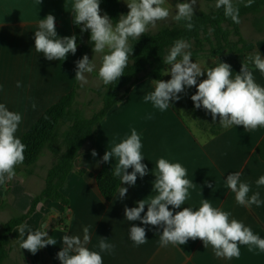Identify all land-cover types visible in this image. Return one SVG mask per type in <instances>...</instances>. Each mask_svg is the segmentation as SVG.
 <instances>
[{
  "label": "crops",
  "instance_id": "crops-1",
  "mask_svg": "<svg viewBox=\"0 0 264 264\" xmlns=\"http://www.w3.org/2000/svg\"><path fill=\"white\" fill-rule=\"evenodd\" d=\"M181 2L184 0H166L164 6L169 11L176 10V5ZM203 2L206 1L197 0L194 9ZM73 3L74 0H0V103L22 115L16 133L20 139L45 110L73 89L76 82L77 98L81 92L89 98L102 86L95 73L85 74L87 83L75 80L76 61L82 58L80 49L77 48L74 55L70 53L61 61H49L34 49V32L38 21L48 14L56 18L59 37L72 36ZM121 7L123 10V5ZM254 33L256 37L247 39L242 31L245 39L253 40L255 54L259 51L264 57V37ZM202 60L204 64L197 63ZM202 60L192 62L203 70L220 62L230 64L233 78L240 72L242 64L246 63L243 54H222ZM170 67L166 66L161 80L171 79L170 74L166 75ZM249 67L256 83L264 87V75L254 65L249 64ZM206 78L205 72L204 76L197 78V82ZM152 81L146 79L136 84L128 96L107 113L97 128L95 145H86L75 160L74 170L61 188L69 201V208L66 209L60 203L42 202L26 222L32 231L40 230L41 225L47 224L48 236L56 240V245L41 248L33 255L20 248L16 228L12 233L14 246L5 264H61L57 253L63 247L62 237L78 235L82 238L84 227L89 228L91 240L87 247L90 250L99 251L101 238H106L108 243L115 246L110 253H101L103 264H264V252L254 246L249 251V246L239 245L240 256L230 260L216 257L211 245L205 248L200 239H189L184 245L161 247L159 240L162 228L144 225L140 220L128 222L125 219V207H135L137 201L156 195L152 192L156 178L153 170L158 159L165 158L170 163H180L185 167V178L195 184L194 188L189 189V198L184 205L180 209L169 206L170 210L175 212L190 207L195 211L203 199H208L213 207L229 212V220L241 221L254 234L264 238V186L256 185V181L264 176V161L256 152L264 138V127L255 130L234 125L222 127L219 117L213 121L211 114L203 107H194L191 96L196 93L195 86L188 88L189 94L192 92L190 95L180 93L179 101H170L171 107L161 111L152 102L144 100L146 94L154 91ZM33 104L36 105L35 109ZM180 109L186 112L189 119ZM133 129L141 137L142 163L147 165L148 174L143 177L137 174L134 186L122 184V187L128 188L126 197L119 198L118 191L114 199L107 202L96 183V176L104 163L102 157L115 143L130 136ZM214 131L219 132L212 135ZM93 150L97 153L95 157L91 155ZM52 162L51 153L45 150L30 168V174L20 171L11 181L0 185V200L3 201L0 220L3 216L14 217L27 213L33 198L45 186V177ZM108 163L115 167L114 160ZM235 172H240L241 181L250 185L249 197L259 192L262 202L259 207L241 206L236 202L235 193L226 186L227 176ZM146 211L147 206L142 217ZM61 217L66 218L65 228L56 226ZM6 221H1V224ZM132 224L146 229L147 241L143 245L137 246L129 238Z\"/></svg>",
  "mask_w": 264,
  "mask_h": 264
},
{
  "label": "clouds",
  "instance_id": "clouds-1",
  "mask_svg": "<svg viewBox=\"0 0 264 264\" xmlns=\"http://www.w3.org/2000/svg\"><path fill=\"white\" fill-rule=\"evenodd\" d=\"M130 10L121 15L119 20L113 21L107 14L101 15L100 0H74L72 11L74 24L83 25L80 31L90 30V43L94 42L93 53L103 54L98 70V78L103 85L108 86L124 75L128 66L129 56L133 47L129 46V38L138 40L149 30L155 27L158 21L166 20L170 11L165 7L166 0H124ZM243 2V0H241ZM254 0H247L244 7H251ZM197 0H184L176 5L173 19L184 21L185 27L192 30L194 5ZM217 9L223 7L224 15L234 23H240L239 8L232 0H216ZM55 16L48 14L39 19L37 30L34 32V49L49 61L65 60L68 54L77 51V37H59L56 30ZM191 46L188 42L178 39L164 57L163 63L170 65L166 75L171 79L154 80V91L146 94L144 100L161 111L167 110L170 101H179L180 93L185 87H196V93L191 100L196 109L203 107L211 114L212 120L219 117V124L224 128L243 126L245 130H255L264 127V87L256 83L253 71L249 64L264 75V57L258 51L247 57V63L242 64L239 73L233 78L231 65L220 62L214 67L203 70L197 63L192 62V53L186 51ZM107 50V52L105 51ZM96 65L85 54L76 61L75 80L87 83L86 73H92ZM207 78L197 82L198 77ZM19 87V83L17 84ZM32 107L35 109L36 105ZM22 115L10 111L5 104L0 103V185L11 181L15 175V168L25 160L26 145L16 136ZM141 137L135 129L130 136L119 143H115L110 150H106L102 159L104 162L114 160L112 168L114 177L120 179V185L134 186L137 174L140 177L148 174L147 165L142 163ZM91 155L95 157L96 151ZM132 171L129 172L128 169ZM155 180L153 190L156 195L149 199L136 202L135 207H125L124 215L128 222L140 220L144 225L162 228L160 246L184 245L189 239H200L204 247L211 245L214 255L218 258H238L239 245L253 246L264 252V238L254 234L253 230L236 219L229 220L230 213L213 207L208 199H203L198 210L190 207L180 209L189 198V189L194 188L193 181L186 179L187 170L180 163H170L165 158L156 162L153 170ZM256 185L264 186V176H261ZM226 186L235 193V200L241 206L261 205L259 192L249 197L250 185L241 181V173L235 172L227 176ZM211 187V185H209ZM128 188L120 186L118 197H126ZM147 211L145 212V207ZM19 246L35 255L37 251L48 245H56V240L48 236L47 224L41 225L40 230L32 231L26 223L17 226ZM27 236L25 238V233ZM129 238L137 246L146 243V229L132 224L129 229ZM91 237L88 227L83 228L82 238L78 235H64L61 250L57 258L61 264H103L101 253H110L114 245L101 238L98 243L99 251L90 250L87 245Z\"/></svg>",
  "mask_w": 264,
  "mask_h": 264
},
{
  "label": "trees",
  "instance_id": "trees-1",
  "mask_svg": "<svg viewBox=\"0 0 264 264\" xmlns=\"http://www.w3.org/2000/svg\"><path fill=\"white\" fill-rule=\"evenodd\" d=\"M246 2L247 0L233 3L239 8L238 24L225 17L223 7L211 8L194 14L192 30L185 27L184 21H176L175 25L153 34L145 33L138 40L130 37L129 46L133 47V52L129 56L124 75L117 82L108 86L102 83V86L95 90L102 99V108L91 117H83L74 109L77 82L70 92L45 110L21 137L22 143L26 145L25 160L15 168V172L24 171L30 174V168L37 163L45 150L51 153L53 162L45 177L43 190L33 198L27 213L11 217L2 224L0 264H5L14 246L13 231L19 224L26 223L42 202L60 203L66 209L69 208V201L61 192V188L74 170L75 160L86 145H95L100 122L114 106L128 96L136 84L146 79H162L167 66L163 63L164 57L176 40L182 39L190 44L191 47L186 51L192 53V60L209 59L222 54H243L247 63V57L255 55L254 42L244 38L241 26L243 21L248 19L254 32L264 37V0H254L251 7H244ZM100 9L110 17L113 24L123 14L120 0H100ZM81 27L83 25L77 26L73 22L72 35L77 37V48L83 53L87 47L83 37H89L90 30L82 33ZM218 132L214 131L212 135ZM256 152L264 161V138L258 144ZM112 168L110 163L104 162L96 176L98 190L107 202L114 199L122 186L120 179L113 176ZM2 206L3 201L0 200V209ZM65 219L59 218L56 226L65 228Z\"/></svg>",
  "mask_w": 264,
  "mask_h": 264
},
{
  "label": "rangeland",
  "instance_id": "rangeland-1",
  "mask_svg": "<svg viewBox=\"0 0 264 264\" xmlns=\"http://www.w3.org/2000/svg\"><path fill=\"white\" fill-rule=\"evenodd\" d=\"M239 1H241V0H232L233 3H238ZM120 2H121V5H123V10H124L123 11V15H126L130 10L128 9L127 4L124 2V0H120ZM215 4H216V0H213L211 2H203L202 5H200L198 7L195 6L194 14H196V13H198L200 11H208L211 8H216ZM175 13H176V10H170V16H169L168 19L162 20V21H158L156 23L155 27L149 26V30L146 33L153 34V33H156L160 29L168 28V27H171V26L175 25L176 21L173 19V17L175 16ZM100 14L104 15L102 10H101ZM242 31L244 33V36L247 39L248 38L251 39V38H254V37L257 36L254 33V31H253V29L251 27L250 21L248 19L243 21ZM83 39H84V43L87 45V47L83 51L82 57L85 54H87L89 59L90 60L92 59V62L96 65V69L92 73L98 74V70H99V67L101 65V58H102L103 54L93 53L92 48L94 47V42H92V43L89 42L90 41V36L89 37L84 36ZM251 41H253V40H251ZM129 43H130V38H129ZM105 51L107 52V50H105ZM197 63L198 64H204L205 61L202 60V61H199ZM205 70H206V68H205ZM96 83L97 82H95V84ZM89 85L91 86L93 84H89ZM82 93H84V92H81V96H79L76 99L77 101H75L74 109L77 110L81 114V116L89 118L94 113H96L97 111H99L102 108V99L95 92L90 94V97H89L90 99L87 97V95H82ZM191 93L192 92H190V94ZM183 94L186 95V96L189 94L188 87H185V91L183 92ZM180 110L182 111L183 115L189 119V117L186 115V112L184 110H182V109H180ZM64 129L65 128H63V130ZM9 217H11V216H3L1 218V220H0V231H1V225H2L1 221L4 222L7 219H9Z\"/></svg>",
  "mask_w": 264,
  "mask_h": 264
}]
</instances>
